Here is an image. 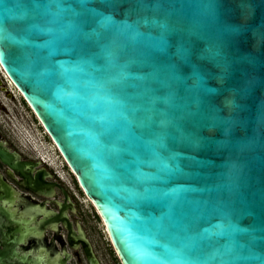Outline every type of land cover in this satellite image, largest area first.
I'll return each instance as SVG.
<instances>
[{"label": "water", "instance_id": "obj_1", "mask_svg": "<svg viewBox=\"0 0 264 264\" xmlns=\"http://www.w3.org/2000/svg\"><path fill=\"white\" fill-rule=\"evenodd\" d=\"M0 66L121 264H264V0H0Z\"/></svg>", "mask_w": 264, "mask_h": 264}, {"label": "flooded vegetation", "instance_id": "obj_2", "mask_svg": "<svg viewBox=\"0 0 264 264\" xmlns=\"http://www.w3.org/2000/svg\"><path fill=\"white\" fill-rule=\"evenodd\" d=\"M29 109L31 110L30 107ZM0 144L10 153L17 154L20 161H34L23 152L12 148L9 140L3 138L1 134ZM44 165L45 167L40 168L47 169L51 174L49 181L65 186L63 185L65 182L60 179L55 169L46 163ZM53 176L58 180H50ZM27 184L19 172L0 160V264H80L82 262L90 264L86 254L87 245H84L81 238L83 233L89 240L99 263L103 264L85 227L79 220L71 218L72 215L77 214L78 209L74 201L76 197L68 188L69 205L72 204L76 211L69 206L62 212L60 205H64L65 197L61 190L56 188L54 196L45 197L33 192ZM52 204L55 208L51 206ZM49 234L51 238L48 237ZM115 259L121 264L117 255Z\"/></svg>", "mask_w": 264, "mask_h": 264}, {"label": "rangeland", "instance_id": "obj_3", "mask_svg": "<svg viewBox=\"0 0 264 264\" xmlns=\"http://www.w3.org/2000/svg\"><path fill=\"white\" fill-rule=\"evenodd\" d=\"M0 82L1 136L9 140L12 148L23 152L31 160H39L38 153L36 151L33 152L32 150L34 147L39 153H44L49 156L61 168L67 179L70 181L71 188L68 187L66 183H63V185H65L66 188H68V190L76 197L74 201L76 202L78 210L76 215H72V220H79V222L85 227L88 237L93 243L103 264H118L101 218L98 216L90 201L85 195H83L75 176L67 167L56 146L47 136L46 131L42 128L36 116L23 101L24 99L19 91L16 90L15 87L13 88L8 82L1 66ZM3 88H7L8 91H4ZM21 138L25 142V144L23 142L25 148L22 147ZM41 167H45V165L42 164ZM50 180L57 181L58 179L53 176ZM51 206L55 208V205L52 204ZM48 237L51 238V235L49 234ZM80 264L84 263L82 262Z\"/></svg>", "mask_w": 264, "mask_h": 264}, {"label": "bare ground", "instance_id": "obj_4", "mask_svg": "<svg viewBox=\"0 0 264 264\" xmlns=\"http://www.w3.org/2000/svg\"><path fill=\"white\" fill-rule=\"evenodd\" d=\"M5 74V73H4ZM6 76V75H5ZM6 78H7V80H8V82L13 86V88H14V85H13V83L9 80V78L6 76ZM7 108H8V105H7ZM10 108V107H9ZM10 110V109H9ZM21 140H22V147H24L25 148V142H24V140L21 138ZM23 142H24V144H23ZM28 150V149H27ZM32 150H33V152L34 151H36L38 154V156H39V160H42V162H45V163H49L48 165H50L51 167H53L55 170H56V172L58 173V175L60 176V178L68 185V187H70L71 188V183H70V181L67 179V177H66V175L64 174V172L61 170V168L49 157V156H47L46 154H41V153H39L34 147L32 148ZM28 151H30V150H28ZM104 225V224H103ZM104 228H105V230H106V227L104 226ZM106 232H107V230H106ZM108 234V233H107ZM108 238H109V236H108ZM110 240V239H109Z\"/></svg>", "mask_w": 264, "mask_h": 264}]
</instances>
